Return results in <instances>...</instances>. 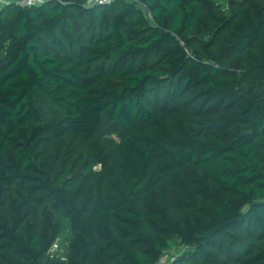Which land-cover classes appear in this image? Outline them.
I'll return each mask as SVG.
<instances>
[{
    "label": "trees",
    "instance_id": "obj_1",
    "mask_svg": "<svg viewBox=\"0 0 264 264\" xmlns=\"http://www.w3.org/2000/svg\"><path fill=\"white\" fill-rule=\"evenodd\" d=\"M76 20L96 33L90 54L73 53L64 42ZM201 29L212 36L205 53L196 41ZM224 30L237 36L230 48L240 55L264 36V18L249 5L227 14L214 0H116L103 7L50 0L0 10L5 213L20 212L9 200L18 183H48L33 156L50 137L68 130L89 139L106 124H122L111 175L93 181L80 208L49 186L88 236L78 264H156L175 242L198 257L209 255L207 245L226 256L245 245L252 221L264 227V106L237 96L214 60L210 47ZM95 60L103 65L91 70ZM162 94L178 102L162 109ZM38 99L59 116L44 121ZM185 165L194 166V180L181 175ZM20 220L13 217L5 235L34 264L45 245L36 226ZM234 256V264H260L264 250Z\"/></svg>",
    "mask_w": 264,
    "mask_h": 264
},
{
    "label": "rangeland",
    "instance_id": "obj_2",
    "mask_svg": "<svg viewBox=\"0 0 264 264\" xmlns=\"http://www.w3.org/2000/svg\"><path fill=\"white\" fill-rule=\"evenodd\" d=\"M0 2V10L8 8L9 4ZM116 1V0H115ZM122 3H134L135 0H120ZM223 10L230 14L232 11L244 6H251L255 16L264 18V0H214ZM137 13L146 20H150L149 13L140 5L136 6ZM196 41L202 53H205L204 45L211 40V35L201 29ZM193 35V34H192ZM96 33L92 28H86L79 21H74L73 31L64 37V42L69 50L80 56L90 54L95 46ZM237 36L230 30H224L210 47L214 60L224 73L229 76L237 96L246 98L260 106H264V36L251 41L250 48L243 54H235L230 45ZM46 50L54 55H64L55 47L45 46ZM102 61L95 60L90 64L93 70ZM158 106L170 107L178 102L174 95H161L157 101ZM37 104L44 121L58 117L57 110L46 102L38 99ZM126 127L122 124H106L91 138L85 139L81 133H72L64 130L57 136L50 137L34 153V162L40 171L46 175L47 182L39 179H26L13 189L14 195L10 202H19L20 212L5 213L9 210L0 199V264H30L23 257V252L15 244L10 242L5 233L13 217L21 216L18 225L32 224L42 236L45 245L41 257L34 264H78L84 253V244L88 236L84 235L74 226L70 215L59 204H56L57 194L51 192L50 187L65 191L66 200L80 208L88 189L95 180L107 179L112 172L113 162L120 136ZM264 144V139L261 141ZM264 154V149H262ZM181 175L194 180L197 171L192 165H185L180 170ZM195 193L200 192L198 184L192 183ZM198 189V190H197ZM200 189V190H199ZM175 189L170 188L173 193ZM19 200V201H18ZM89 204V203H88ZM29 209L32 211L29 212ZM264 222V214L261 215ZM245 245L234 249L229 256L219 253L215 247L206 246L208 256L198 257L192 250L185 248L179 242H175L164 253L166 264H184L186 258H190V264H234L235 254H244L245 250L253 255L264 250V227H260L255 221L248 228ZM227 240L224 246L228 245ZM231 246L230 248H234ZM233 255V257H232ZM264 264V259L260 260Z\"/></svg>",
    "mask_w": 264,
    "mask_h": 264
},
{
    "label": "built area",
    "instance_id": "obj_3",
    "mask_svg": "<svg viewBox=\"0 0 264 264\" xmlns=\"http://www.w3.org/2000/svg\"><path fill=\"white\" fill-rule=\"evenodd\" d=\"M45 1H50V0H9L5 3H3L4 5H16L19 7H32L35 5H39ZM0 2H2V0H0ZM115 2V0H86L87 5L89 6H99V7H103V6H108L111 5ZM156 264H166V258L165 255L163 253V255L157 260Z\"/></svg>",
    "mask_w": 264,
    "mask_h": 264
}]
</instances>
